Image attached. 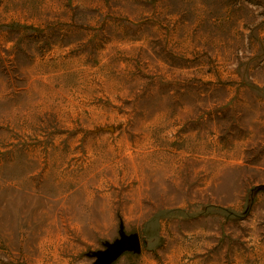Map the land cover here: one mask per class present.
Wrapping results in <instances>:
<instances>
[{
	"label": "rangeland",
	"instance_id": "rangeland-1",
	"mask_svg": "<svg viewBox=\"0 0 264 264\" xmlns=\"http://www.w3.org/2000/svg\"><path fill=\"white\" fill-rule=\"evenodd\" d=\"M264 264V0H0V264Z\"/></svg>",
	"mask_w": 264,
	"mask_h": 264
},
{
	"label": "water",
	"instance_id": "water-1",
	"mask_svg": "<svg viewBox=\"0 0 264 264\" xmlns=\"http://www.w3.org/2000/svg\"><path fill=\"white\" fill-rule=\"evenodd\" d=\"M141 246H147V239L145 237L140 238L136 233H125L123 225L121 224L119 227L118 238L112 242L105 243L104 249L91 254L95 257L93 264H110L123 252H140Z\"/></svg>",
	"mask_w": 264,
	"mask_h": 264
}]
</instances>
